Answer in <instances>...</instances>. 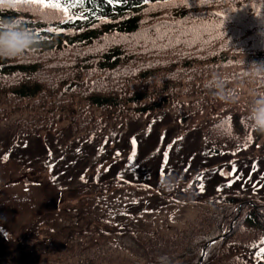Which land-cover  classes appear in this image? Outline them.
I'll return each mask as SVG.
<instances>
[{
    "label": "trees",
    "instance_id": "trees-1",
    "mask_svg": "<svg viewBox=\"0 0 264 264\" xmlns=\"http://www.w3.org/2000/svg\"><path fill=\"white\" fill-rule=\"evenodd\" d=\"M69 13H83L85 18L63 21L56 10L30 3L0 5V22L16 18L39 33L37 43L21 57L0 58V127L6 129L1 143L41 136V142L51 145L54 139L47 135L60 136L63 123L76 134L97 135L108 122L171 109L174 115L168 121L180 122L211 107L216 114L202 128L207 150L229 156V173L217 175L225 194L205 197L211 207L196 219L198 230L177 228L185 245L147 253L144 259L109 260L98 254L75 264L195 263L202 245L223 231L225 236L206 248L201 264H264L258 257L264 247L263 211L244 203L230 227L240 201L264 204V151L257 152V140L264 133L249 126L248 111L235 108L243 87L264 94V81L244 75L253 62L264 64V0H83ZM106 22L118 26L110 29ZM219 24L223 27H213ZM93 28L99 32L91 33ZM224 102L233 108L217 110ZM212 155L206 156L216 157ZM59 162L54 166L61 170ZM210 176L205 170L199 178ZM10 180L29 178L23 170ZM144 234L156 237L157 230ZM130 235L139 241L143 234ZM110 243L100 239L95 244ZM124 247L118 241L114 248Z\"/></svg>",
    "mask_w": 264,
    "mask_h": 264
},
{
    "label": "rangeland",
    "instance_id": "rangeland-1",
    "mask_svg": "<svg viewBox=\"0 0 264 264\" xmlns=\"http://www.w3.org/2000/svg\"><path fill=\"white\" fill-rule=\"evenodd\" d=\"M90 32L97 34L99 29ZM51 43L55 42L47 44ZM242 89L235 108L249 111L259 96ZM221 106L217 110L222 112L233 108L226 102ZM215 114L207 107L174 122L168 121L173 109L150 112L108 122L97 135L76 134L63 123L60 136L47 135L54 139L51 145L41 142V136L0 142V264H75L98 254L128 261L185 245L177 228L186 233L198 230L196 219L211 207L205 197L225 194L217 175L229 173V156L210 154L203 136ZM4 131L0 127V139ZM257 141V152L264 151V134ZM57 160L61 170L54 166ZM30 163H35L33 168ZM202 169L211 174L209 179L199 178ZM23 170L28 182L10 180ZM149 229L157 230V236L144 234ZM116 231L124 233L117 236ZM132 231L143 234L139 241ZM100 239L110 246L95 244ZM118 241L125 247L115 249Z\"/></svg>",
    "mask_w": 264,
    "mask_h": 264
},
{
    "label": "clouds",
    "instance_id": "clouds-1",
    "mask_svg": "<svg viewBox=\"0 0 264 264\" xmlns=\"http://www.w3.org/2000/svg\"><path fill=\"white\" fill-rule=\"evenodd\" d=\"M0 5L6 8L15 7L14 0H0ZM37 40L36 34L18 23L16 18L0 22V58H19ZM244 75L253 80L264 81V64L253 62L245 69ZM247 123L253 130L264 133V94L253 101L247 114Z\"/></svg>",
    "mask_w": 264,
    "mask_h": 264
},
{
    "label": "snow or ice",
    "instance_id": "snow-or-ice-1",
    "mask_svg": "<svg viewBox=\"0 0 264 264\" xmlns=\"http://www.w3.org/2000/svg\"><path fill=\"white\" fill-rule=\"evenodd\" d=\"M108 2L111 4L113 0H108ZM149 0H144V3H148ZM159 2V0H158ZM181 2H185V0H181ZM205 3H211L212 0H204ZM14 3H30L34 5H40L43 8L47 9H53L56 10L57 16L63 20V21H69V20H77V19H83L85 18L83 13L77 14V13H69L70 7H75L78 3H83V0H65L64 5L60 3V0H14ZM229 11H234L233 9H228ZM217 16H221L223 14L216 13ZM18 23H23L22 21H18ZM213 27H223V24L219 25H213ZM31 31V30H30ZM50 32H56L58 31L55 28L48 29ZM36 36H39V33H35ZM167 154H165L166 156ZM200 191H204L203 184L200 185ZM261 244H264V240H261ZM258 257L262 260H264V247L259 248Z\"/></svg>",
    "mask_w": 264,
    "mask_h": 264
},
{
    "label": "water",
    "instance_id": "water-1",
    "mask_svg": "<svg viewBox=\"0 0 264 264\" xmlns=\"http://www.w3.org/2000/svg\"><path fill=\"white\" fill-rule=\"evenodd\" d=\"M244 203H249V204L255 206L257 209H259V210H263V211H264V204H258L255 200L248 199V200L241 201V202H239V203L237 204V206H236L235 209H234L233 220H232V222H231L232 224H231L230 227L233 226V224H234V222H235V220H236V218H237V216H238V213L240 212V209H241V207H242V205H243ZM225 234H226V231H223V232H221L220 234H218V235H216V236H214V237L208 239V240L202 245L200 258L198 259V261L195 262V263H188V264H201L202 261H203V259H204V256H205L206 248H207L208 246H210L212 243H214L215 241H217L218 239L224 237Z\"/></svg>",
    "mask_w": 264,
    "mask_h": 264
}]
</instances>
